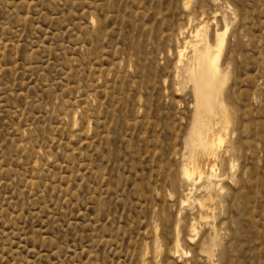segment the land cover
I'll return each mask as SVG.
<instances>
[{
	"label": "rangeland",
	"instance_id": "374dc122",
	"mask_svg": "<svg viewBox=\"0 0 264 264\" xmlns=\"http://www.w3.org/2000/svg\"><path fill=\"white\" fill-rule=\"evenodd\" d=\"M184 1L0 0V264H143L146 247L147 264H264V0ZM203 12L235 152L216 236L202 223L177 258L175 222L196 209L178 183L190 51L175 74L174 49Z\"/></svg>",
	"mask_w": 264,
	"mask_h": 264
},
{
	"label": "bare ground",
	"instance_id": "6f19581e",
	"mask_svg": "<svg viewBox=\"0 0 264 264\" xmlns=\"http://www.w3.org/2000/svg\"><path fill=\"white\" fill-rule=\"evenodd\" d=\"M217 1L218 0H216V2ZM190 3L191 0L184 1V11H189L188 9H190ZM225 8L232 11V8L228 3H226ZM190 12L188 14L189 17L187 21L189 23H194L193 21L195 19L192 18V14ZM206 14L207 13L204 12L200 14L203 16L202 20H200L199 23H196L197 25L193 24L195 25L193 30L189 33V35L187 34L188 36L186 35L183 37L181 42L178 41L176 49H174L176 54V61L174 64L175 74L179 73L185 53L190 51L189 57L187 58L183 68L182 75L184 80L183 82L188 85L190 84L192 87L194 107L190 128L188 130L189 132L185 142L186 155L182 154L183 162L178 183L187 187L181 198L180 206H182V208L192 207L196 209L195 212H190L185 217L182 216L184 211L181 210L182 213L179 212L180 214L176 220L177 222H175V228L173 229L174 241L172 240V256L177 258L182 257V255H187V252H184L183 250L182 243L185 241L186 243H192L196 237H198L199 226L202 223L209 226V230L213 237L216 236V225L213 221L216 215L214 214L213 203L217 197L220 196L219 194L222 193L224 187L223 185L227 182V175L222 170L220 157L223 154L227 155L235 152V146L233 147L234 141L232 139V135L234 134L230 127L231 119L228 116L226 107H224V104L222 103L220 95L217 93L221 81L219 74L220 71L218 72V59H214L212 56L213 54L211 55L207 52H202L198 47L200 42H198V38L201 30L205 27L204 25L206 23L213 20L215 15H217L215 13H213V15L210 14L212 16L211 19L210 15ZM197 20L199 19L197 18ZM222 23H224V20ZM222 26H224L223 29L216 31L214 35V39L218 43V56L222 53L225 36L229 30L227 25ZM185 31L184 27H182L180 29V34L184 35ZM229 166L231 170H233L232 168L235 166L234 162H232ZM214 241L215 238L212 239L213 243ZM159 248H161V245L156 240L155 255L159 251ZM150 254L151 252L146 247L144 259H142L143 264H147L146 258H148Z\"/></svg>",
	"mask_w": 264,
	"mask_h": 264
}]
</instances>
